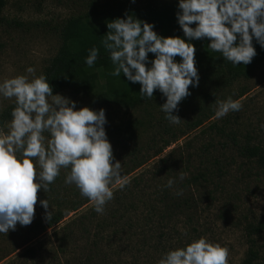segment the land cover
Returning a JSON list of instances; mask_svg holds the SVG:
<instances>
[{
	"label": "rangeland",
	"instance_id": "1",
	"mask_svg": "<svg viewBox=\"0 0 264 264\" xmlns=\"http://www.w3.org/2000/svg\"><path fill=\"white\" fill-rule=\"evenodd\" d=\"M93 1L107 0H3L0 83L21 75L29 80L42 75L61 45L62 25L86 14ZM126 1L138 8L146 3ZM172 1L176 0H157ZM29 67L34 74L26 71ZM215 72L199 75V86H190L191 95L173 113L182 120L180 124L165 119L162 94L141 99L134 108L111 105L106 109L97 102L92 106L72 91L59 93L76 102L75 110L104 109L110 122L105 130L123 129L119 142L110 143L113 163L122 164L128 183L122 189L110 185L114 198L98 214L74 184L65 183L70 168H61L50 190L38 192L32 224H17L15 231L0 233V264H158L168 251L200 237L228 248V264H241L249 248L248 223L263 227L254 236L259 264H263L264 178L256 160L248 161L239 152L246 145L264 150V61L248 79H231L223 68ZM228 97L239 100L242 109L216 119V101ZM13 105L15 97L0 95V116ZM11 120L0 128V135L9 131ZM43 135L47 146L50 134ZM182 173L186 175L181 180ZM169 179L174 180L170 188ZM162 191L169 192L164 203ZM40 200H48L51 215H64L59 225L45 232L37 226L45 220ZM181 201L185 204L174 209ZM159 233L165 234V241L158 239Z\"/></svg>",
	"mask_w": 264,
	"mask_h": 264
},
{
	"label": "clouds",
	"instance_id": "2",
	"mask_svg": "<svg viewBox=\"0 0 264 264\" xmlns=\"http://www.w3.org/2000/svg\"><path fill=\"white\" fill-rule=\"evenodd\" d=\"M176 20L189 41L207 39L211 50L222 53L235 66L248 65L257 55L254 38L264 48V0H179ZM154 27L132 16L107 23L109 31L102 43L115 66L110 75L119 77L122 73L127 81L140 84L141 97L151 99L159 91L166 98L160 107L165 119L180 124L182 120L173 113H178V105L191 95L190 86H199L196 49L180 37L158 35ZM149 53L155 59L149 61ZM98 54L95 47L89 50L85 59L88 67L95 64ZM176 57L181 58L180 62L175 61ZM26 71L35 73L32 67ZM0 95L15 97L16 104L9 131L0 135V233L15 231L17 224H32L38 192L50 190L61 168H70L65 183L74 184L94 204V210L103 214L107 202L114 198L110 185L122 189L128 183L121 173L122 164L113 163L105 110H75L76 102L53 95L44 75L31 80L23 75L5 79L0 83ZM216 105V119L242 109L241 102L232 97L218 100ZM45 131L51 137L47 146ZM185 175L182 173L180 179ZM173 184L174 180L169 179L167 187ZM176 194L181 195L182 190ZM39 203L45 210L43 219L49 222L48 200ZM228 256V248L200 237L183 248L168 251L158 264H228Z\"/></svg>",
	"mask_w": 264,
	"mask_h": 264
},
{
	"label": "trees",
	"instance_id": "3",
	"mask_svg": "<svg viewBox=\"0 0 264 264\" xmlns=\"http://www.w3.org/2000/svg\"><path fill=\"white\" fill-rule=\"evenodd\" d=\"M178 3L179 0L161 4L157 0H146L144 6L138 8L126 0L91 2L86 14L67 20L59 30L61 45L42 74L46 76L47 82L53 88V95L72 91L76 95L87 98L92 106L96 105L97 102L103 107H107L106 109H109L111 105L134 108L137 104H140L141 99L144 101L148 99L141 97L140 84H132L127 81L122 73L119 77L110 75L115 66L110 59L109 52L102 43L109 31L107 23L117 18L126 19L127 16L154 24L153 30L162 37H180L185 39L186 42L192 43L196 49L195 61L199 75H214L217 73L215 72L216 69L223 68L231 79H248L253 69L264 61V48L260 47L255 38L252 43L257 55L250 64L238 66L224 59L222 53L211 50L208 47L210 41L207 39L189 41L184 37L176 20ZM3 7L4 2L0 0V11ZM192 27H195V25H192ZM94 47L98 49V58L92 67H88L85 59L89 55V50ZM148 59L149 61L155 59L154 54L149 53ZM180 60V57L175 58L176 62H180ZM147 66L151 67V64ZM160 94L159 91H155L153 96ZM15 106L16 104L1 114L0 128L5 122L12 119L11 113ZM127 129L130 130L129 127L125 126V130ZM105 131L109 142H119V138L124 136L121 127L111 126L110 129ZM234 139L235 136H232L233 141ZM239 155L248 161L255 159L261 167V175L264 178V150L258 146L246 145L241 149ZM140 166L138 165L136 168ZM187 184L186 186H188ZM168 193L167 191L160 192V198L162 197L160 202H167ZM86 202H89V200L87 199ZM184 204L185 202L181 201L176 205L174 204L173 207L176 209V207ZM173 207H171V210L174 212ZM76 209L77 206H74L73 211ZM168 215L171 217L170 214ZM63 219L64 215L57 212L51 215L49 222L43 220L38 222L37 226L42 232H45L48 228L59 225ZM262 228L260 224L248 223L246 225L245 231L249 248L241 264H259L260 256L255 246L254 236L260 234ZM164 236V233H159L158 239L165 241ZM94 247L97 249L96 243Z\"/></svg>",
	"mask_w": 264,
	"mask_h": 264
}]
</instances>
